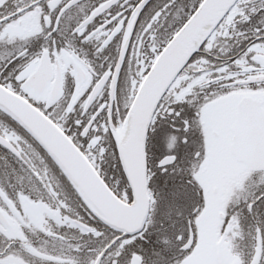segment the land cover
I'll list each match as a JSON object with an SVG mask.
<instances>
[{
  "label": "snow or ice",
  "instance_id": "6c2138e0",
  "mask_svg": "<svg viewBox=\"0 0 264 264\" xmlns=\"http://www.w3.org/2000/svg\"><path fill=\"white\" fill-rule=\"evenodd\" d=\"M0 264H264V0H0Z\"/></svg>",
  "mask_w": 264,
  "mask_h": 264
}]
</instances>
